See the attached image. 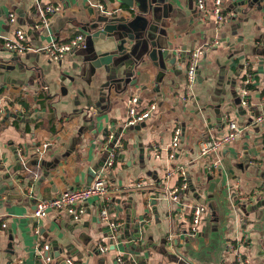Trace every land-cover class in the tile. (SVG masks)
Segmentation results:
<instances>
[{
    "label": "crops",
    "instance_id": "obj_1",
    "mask_svg": "<svg viewBox=\"0 0 264 264\" xmlns=\"http://www.w3.org/2000/svg\"><path fill=\"white\" fill-rule=\"evenodd\" d=\"M100 1L107 12L94 5L96 0H0V56H13L5 38L18 29L25 31L32 48L17 53L28 68L0 71V109L6 110L0 114V264L17 257L23 264H47L38 250L46 243L50 264H67V258L119 264L120 255L130 263L175 264L169 260L176 253L195 264H240L239 258L263 264L264 198L239 208L236 201L264 188V121H255L264 114V11H227L231 18L220 28L199 23L195 4L183 0L180 13L169 20L171 52H181L175 69L167 60L166 75L158 80L161 68L146 58L135 69V84L121 92L113 88L100 98L106 78L92 75L91 63L77 51L59 60L37 51L86 35L83 28L102 13L127 14L117 0ZM214 1L207 0L209 5ZM52 3L60 10L46 13L43 21L45 7ZM210 44L198 60L194 96L184 102L180 96L186 93L190 53ZM33 66L43 70L48 86ZM242 88L248 90L247 105ZM132 96L139 98V113L150 110L138 129L125 125ZM226 117L236 121L241 134L213 155L201 156V140L229 132ZM176 128L181 129L179 146L169 159ZM112 131L123 146L108 168L104 145ZM43 143L48 147L39 155L36 148ZM214 163L220 165L217 173L210 172ZM89 168L104 170L110 198L89 199L78 220L61 212L33 216L39 199L88 185ZM183 183L179 199H172L170 192ZM196 204L206 211L193 232ZM104 209L120 224L123 241L110 243L108 223L101 218ZM130 225H138V231ZM246 232L249 241L240 244ZM101 245L109 250L100 251Z\"/></svg>",
    "mask_w": 264,
    "mask_h": 264
},
{
    "label": "built area",
    "instance_id": "obj_2",
    "mask_svg": "<svg viewBox=\"0 0 264 264\" xmlns=\"http://www.w3.org/2000/svg\"><path fill=\"white\" fill-rule=\"evenodd\" d=\"M39 1V0H36ZM225 0H215L213 5H209L207 0H197L195 3L196 13H197V20L202 25L207 24L208 22H214L215 25L218 27H222L226 22H228L231 18L229 13L227 12V7L224 5ZM94 5L99 7L102 11H108L105 4H103L100 0H96ZM60 10V7L56 4H49L45 7V12L43 14V21H47L48 18L46 17V13H55ZM14 21V18H12ZM85 40V35L83 33H78L75 36L71 37L68 41L65 42H58L54 41L46 47L38 48L37 51H45L47 52L53 59L59 60L64 58L68 54H74L79 48L83 46V42ZM5 46L7 49L15 52V53H24L26 51L32 50L30 44L27 41L26 33L22 29H18L13 37H6L5 38ZM213 44L210 45H203L191 51L190 59L185 66V74H186V82L187 88L186 93L180 96L181 100L184 102L189 101L194 96L193 85L197 81L198 77V60L199 58L209 51ZM177 60L181 57V52L179 50L175 53ZM248 94V90L246 88H242L241 96H242V103L247 105L246 96ZM138 96H132L129 100V107H128V116L126 119L125 125L127 127L134 126L142 121H144L149 115L150 110H145L143 112H138L136 105L138 103ZM6 112L5 109H0V114H4ZM256 122H263L264 121V114L262 116L257 117L255 120ZM226 122L229 126V132L224 134L220 137H212L201 140L199 143V153L203 157H209L214 153L218 152L224 146L232 143L236 138L239 137L241 134V129L239 125L236 123L235 120L227 118ZM181 136V129L176 128L174 130L173 140L168 147L169 149V159H173L176 156V150L179 146ZM123 143L121 142V137L115 131L109 132L107 136L106 143L104 148L108 151L107 159H106V167L111 168L115 162L117 149L122 147ZM48 147V143H43L42 145L37 146L36 151L37 154L42 155ZM20 159L23 161L24 155L20 154ZM220 165L214 163L210 165L211 169L210 172L217 173ZM184 179H186L185 170L181 171ZM110 187L111 183L108 177L104 174V170L96 172V175L92 182L89 185H82L79 187L68 188L60 193L48 197L39 199L36 202V206L33 210V216L36 218H41L46 216L50 212L56 213H64L70 216L74 220L80 219L83 214L87 211V202L89 199L98 197L102 199L110 198ZM186 187V184H182L179 188H174L170 192V197L172 199L178 200L179 194L178 192ZM235 191L238 192V187H234ZM264 198V188L263 189H256L252 193L242 194L239 195L236 201V207H244L250 204H253L255 201ZM206 211V207L202 204L194 205L192 209V231L196 232L198 224L201 222L204 213ZM102 220L107 221L110 231L113 233L112 238L116 239L117 234L119 233L120 224L117 220L111 219L108 211L104 209L101 215ZM247 230V229H244ZM36 234L40 233V228L37 226L34 230ZM250 235L246 232L244 237L240 240V244H245L249 241ZM38 249V247H37ZM50 246L49 244H44L41 249H38L39 252L44 256V259L47 264L52 262V258L49 255H44L45 252L49 251ZM100 251L106 252L109 250L107 245H101L99 247ZM229 249L231 251H236L233 244H229ZM264 250V245H263ZM180 254V253H179ZM117 262L119 264H143V263H130L128 260L123 256L120 255L117 257ZM249 259L242 260L239 258L240 264L248 263ZM23 259L17 257L12 259L9 264H23ZM67 264H84L82 262L76 261L73 258L66 259ZM151 264V263H145Z\"/></svg>",
    "mask_w": 264,
    "mask_h": 264
},
{
    "label": "water",
    "instance_id": "obj_3",
    "mask_svg": "<svg viewBox=\"0 0 264 264\" xmlns=\"http://www.w3.org/2000/svg\"><path fill=\"white\" fill-rule=\"evenodd\" d=\"M117 1L124 6L122 10H127V14L119 15L118 12H114L98 15L93 22L83 28L86 34L85 40L83 46L77 50L84 62L91 63L92 75H96L97 78H106L99 92L100 98L106 97L113 88L121 92L126 90L129 84H135L136 79L132 78L135 69L138 65L144 64L146 58L153 60L155 65L161 68L158 73V80L161 81L168 69L167 60L173 69L177 63V57L170 49L169 20L180 13L178 7L182 5L183 0ZM188 1L189 4L197 2V0ZM229 2L227 10L230 12L245 13L253 8L264 11V0H229ZM241 5H247V7L239 8ZM23 67L28 68V65L17 53H13L9 59L0 56V71L16 68L21 70ZM32 69L39 71V76L36 75V77L45 83L43 70L38 66H33ZM45 85L48 86L46 83ZM104 89H107V92ZM63 90L66 93V88ZM87 98L91 101L89 96ZM129 127L138 129L140 125ZM95 175V168H89L88 185ZM127 227L135 231L139 229L138 225ZM107 236L112 244L124 240L121 233L113 239L110 228ZM112 247L115 248L116 244ZM60 253L61 250H58L55 255L58 257ZM46 255L52 257L50 251L45 252ZM169 261H175V264H195L179 253L173 254Z\"/></svg>",
    "mask_w": 264,
    "mask_h": 264
}]
</instances>
